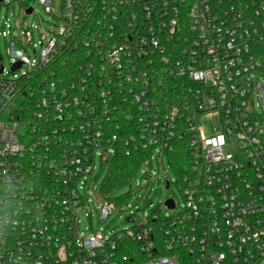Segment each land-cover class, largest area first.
Here are the masks:
<instances>
[{
	"label": "built area",
	"instance_id": "obj_1",
	"mask_svg": "<svg viewBox=\"0 0 264 264\" xmlns=\"http://www.w3.org/2000/svg\"><path fill=\"white\" fill-rule=\"evenodd\" d=\"M36 1L56 23L13 35V76L0 72V264H264V124L251 108L256 95L264 122V0H62L60 15ZM214 117L223 130L208 136L199 121ZM176 139L189 159L175 174L183 205L165 201L175 214L81 230L89 201L101 220L117 209L90 180L97 158L103 170L149 151L145 166Z\"/></svg>",
	"mask_w": 264,
	"mask_h": 264
},
{
	"label": "rangeland",
	"instance_id": "obj_2",
	"mask_svg": "<svg viewBox=\"0 0 264 264\" xmlns=\"http://www.w3.org/2000/svg\"><path fill=\"white\" fill-rule=\"evenodd\" d=\"M5 0L0 4V58L4 66V75L12 77L10 69L13 63L10 55L9 45L13 35H22L28 26H37L35 33L38 34V28L48 29L56 23V18L47 13L36 0ZM26 4L35 8V14H26L23 10ZM62 0H53V12L56 15L62 13ZM28 52L31 59L35 58L32 47L28 45ZM28 69L25 64L17 73L23 74ZM258 80L262 81L264 86V69L256 72ZM255 122L263 125L262 110L257 106V96L255 95L251 105ZM199 126L208 136L216 135L222 132V121L219 117L200 119ZM262 140L264 143V127ZM167 149L160 153V150L154 151L149 163L143 166L136 177L126 185L117 187L114 191L102 195L104 198H111L117 209L105 220H101V203L95 204L89 201L79 213L81 230L89 233L91 230L99 231L105 236L114 234L117 231L141 224L146 220L152 211H161L165 214H175L177 211H168L164 208L165 201L170 195H173L180 206L183 205V198L180 192V183L177 180L169 160ZM111 161V160H110ZM110 161L102 166L99 158L96 160V170L91 174L90 180L94 182V189L97 190L106 175L108 174ZM165 180L171 181L170 189L165 185ZM127 199V204L125 200ZM127 217H133V221H127Z\"/></svg>",
	"mask_w": 264,
	"mask_h": 264
},
{
	"label": "trees",
	"instance_id": "obj_3",
	"mask_svg": "<svg viewBox=\"0 0 264 264\" xmlns=\"http://www.w3.org/2000/svg\"><path fill=\"white\" fill-rule=\"evenodd\" d=\"M0 58V66H1ZM150 152H137L130 157L118 153L109 164L108 174L100 185L102 195L108 194L117 187L131 183L143 166L145 158ZM171 167L180 176L188 167L189 148L185 139H176L173 148L168 150ZM112 200L111 198H107Z\"/></svg>",
	"mask_w": 264,
	"mask_h": 264
},
{
	"label": "water",
	"instance_id": "obj_4",
	"mask_svg": "<svg viewBox=\"0 0 264 264\" xmlns=\"http://www.w3.org/2000/svg\"><path fill=\"white\" fill-rule=\"evenodd\" d=\"M0 1H2V0H0ZM31 10H32V9L29 8V9L27 10V12L30 13ZM20 66H21V63H16V64H15V67H16V68H19ZM12 69H14V68H12ZM2 71H3V65L0 66V72H2ZM168 186H169V184L166 185L167 188H168ZM166 203H167L169 206L173 207V201H172V200H168V201H166Z\"/></svg>",
	"mask_w": 264,
	"mask_h": 264
}]
</instances>
